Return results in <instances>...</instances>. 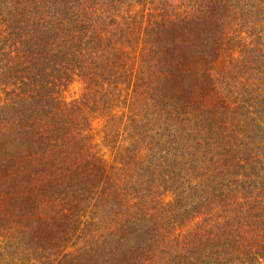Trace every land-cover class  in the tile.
<instances>
[{
    "label": "trees",
    "instance_id": "1",
    "mask_svg": "<svg viewBox=\"0 0 264 264\" xmlns=\"http://www.w3.org/2000/svg\"><path fill=\"white\" fill-rule=\"evenodd\" d=\"M0 264H264V0H0Z\"/></svg>",
    "mask_w": 264,
    "mask_h": 264
}]
</instances>
